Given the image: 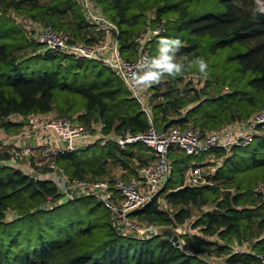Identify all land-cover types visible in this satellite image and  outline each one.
Listing matches in <instances>:
<instances>
[{
  "label": "trees",
  "instance_id": "obj_1",
  "mask_svg": "<svg viewBox=\"0 0 264 264\" xmlns=\"http://www.w3.org/2000/svg\"><path fill=\"white\" fill-rule=\"evenodd\" d=\"M93 1L115 24L124 58L134 56L133 39L147 24L163 21L166 29L147 43L148 55H156L159 36L178 38L184 45L178 62L186 63L185 56L203 57L209 78L195 68L175 78L165 75L146 89V113L109 67L43 49L8 14L67 31L86 44L101 41L104 31L85 20L77 0H0V128L19 125L6 119L11 114L26 118L53 110L92 132L98 125L102 135H134L150 125L157 130L193 126L205 132L245 121L264 106V16L253 18V0ZM28 48L32 53L26 56ZM192 72L200 75L201 85H192V76H186ZM255 128L264 130L262 125ZM98 140L57 153L55 164L70 179L95 180L106 175L110 162L131 175L136 173L133 160L139 167L152 157L143 143L119 147L111 139L103 144ZM204 154L222 157L207 175L211 183L184 185L186 169L199 164ZM168 157L171 172L158 195L172 209L161 207L155 197L130 217L174 227L191 217L192 206L211 205L192 219L196 232L180 234L184 246L178 248L159 234L118 233L109 211L92 195L46 207V196L61 197L55 183L3 164L0 264H259L255 254L264 255V192L255 187L264 181V134H255L248 145H234L230 154L212 149L188 155L170 146ZM9 158L7 150H0V159ZM227 163L230 167L224 170ZM34 168L39 174L48 170Z\"/></svg>",
  "mask_w": 264,
  "mask_h": 264
},
{
  "label": "built area",
  "instance_id": "obj_2",
  "mask_svg": "<svg viewBox=\"0 0 264 264\" xmlns=\"http://www.w3.org/2000/svg\"><path fill=\"white\" fill-rule=\"evenodd\" d=\"M77 2L85 20L104 31L101 41L86 44L73 38L67 31L54 30L49 26L39 24H36L39 29L35 35L31 36L27 33L29 39L41 43L43 49L100 61L121 79L130 95L138 102L142 110L148 113L144 89L135 85L133 73L136 71V64L140 58L148 55L147 43L165 31L164 22H157L154 25L149 23L134 37V56L128 59L119 52L115 24L101 12L93 0H77ZM186 76H191V74ZM194 77L196 76L192 78ZM33 115L26 116L27 129L22 134L35 141V146L40 152L39 160L32 161L34 159L32 155H36L33 153L35 149L27 146L21 149L22 152H15L8 160L0 159L3 162L0 165H11L8 163L9 160L15 162V159L24 158L30 159L29 163L32 161L35 165L45 162L48 170L45 173L47 175L44 174L43 177L49 178L55 183L61 197L55 199L53 196H46L44 206L51 207L65 199L80 195H92L109 211L112 225L118 233L134 234L139 237L159 234L163 229H169L167 226H159L154 223H147L145 227H142L130 215L144 208L155 197L161 207L164 208V205L167 204L158 193L167 182L171 172L168 157L170 146H177L188 155H199L212 149H222L226 154H230L234 145H248L255 134H264V130L260 131L255 128L257 125L264 126V106L247 120L235 122L234 125L230 124L218 130L203 132L198 127L181 128L177 125H171L164 130H157L153 125H150L146 131L134 135L128 133L123 135L100 134L97 137L100 144L105 143L108 139L113 140L119 147L137 142L143 143L150 149L152 157L139 166L135 174L122 173L110 178L101 177L86 181L68 178L62 169L55 164L54 156L59 152L72 151L80 147L78 141L81 138L84 140L91 138L92 131L84 124L75 119H70L64 114L56 113L53 117L43 120H37ZM93 127L99 129L98 125ZM215 168L204 173L200 163L190 165L185 171L184 185L210 184L211 181L207 175L212 173ZM41 175L34 171L32 176L39 178L42 177ZM69 190H73L71 196L68 195ZM255 190L264 192V181H259ZM178 240L180 242L179 238ZM255 256L258 258L259 264H264V255L255 254Z\"/></svg>",
  "mask_w": 264,
  "mask_h": 264
},
{
  "label": "rangeland",
  "instance_id": "obj_3",
  "mask_svg": "<svg viewBox=\"0 0 264 264\" xmlns=\"http://www.w3.org/2000/svg\"><path fill=\"white\" fill-rule=\"evenodd\" d=\"M213 0H209V3H211ZM221 8V7H220ZM8 14L13 17L16 21H18L20 24H22V26L25 28L26 32L33 36L35 35V32L39 29V27H37V23L30 21L28 18L24 17L21 14H17L11 11H8ZM152 16V13L148 12V18ZM35 23V24H34ZM30 36V38H31ZM160 37L163 36H159L157 39L159 40ZM152 43H150L151 45ZM41 49V48H40ZM32 53L31 48H28L25 50L26 56L30 55ZM180 57L177 56V59H179ZM191 76H196L193 78L192 81V85L193 86H199L201 85L202 79L199 77L200 75H198L195 72L191 73ZM201 79V80H200ZM144 92L147 94V91L144 89ZM148 92L151 94L152 92L148 90ZM57 112L55 111H50L49 113L47 112V114H34L33 116L37 119V120H43L45 118L48 117H53L54 115H56ZM6 119L13 121V122H20L18 126L16 127H12L9 128L8 130H3L2 128H0V150L4 151L7 150L12 156L13 154H15V152H20L22 148H25L27 146H31L32 148L35 149V151L33 153H35L36 155H32L34 157V159L32 160L33 162H36L39 160V156H40V152L38 151L37 147L35 146V141L32 138L27 137V135L22 134L23 132H26L25 130L26 128V118L23 117L22 115L19 114H11L9 117H7ZM248 125V124H247ZM249 126V125H248ZM98 136H100V133L98 132V129H93L92 132V137L91 138H86L84 140V138H81L79 142V146L82 147L85 144H88L92 141H94ZM2 142L4 143V145L2 146ZM22 152V151H21ZM218 159V160H217ZM221 159L222 157H215V156H211L210 154H204L201 158L197 159V162L200 163L202 165V169L204 173L210 172L214 167L220 166L221 163ZM30 159L24 158V159H15V162H13V160H9L8 163H10L12 166L14 167H19L21 168L23 171L30 173V175H34V171L32 169V167L34 168L33 165H31V163H29ZM137 160H133V162L131 163V167L135 166V168L137 169L138 166H136L137 164ZM2 160H0V164H2ZM34 164V163H32ZM32 166V167H31ZM43 166H45V162H41L40 165H36L37 169L35 170H42ZM230 167V164L227 163L223 169H228ZM128 170L123 169L119 164H114V163H109L108 164V169H107V173L104 177H108L110 178L111 176H116L119 174H128L127 173ZM47 173V172H46ZM43 173L41 176H45L47 174ZM91 180V179H90ZM90 180H86V181H90ZM259 182V181H258ZM257 182V183H258ZM73 191V190H72ZM71 190H69V194L71 196ZM75 194V193H74ZM73 194V195H74ZM170 206L168 204L164 205V208L167 209ZM211 205H201V206H192L191 207V211H192V215L189 219L185 220L182 224L180 225H176L174 227H168L169 229L172 230V232L174 234H176L178 236V238L180 239L181 245H183V241L180 237V234L185 232V233H194L196 232L195 229L190 227L191 221L194 217H196L200 211L205 210L210 208ZM104 207H102L103 209ZM105 209V208H104ZM170 209H172L170 207ZM137 223H139L140 226L145 227L147 223H145L142 220H137ZM211 239H213L212 237H210ZM184 246V245H183ZM187 249V247H185ZM237 249V248H236ZM213 260L215 261H220L219 258H215L212 257Z\"/></svg>",
  "mask_w": 264,
  "mask_h": 264
},
{
  "label": "clouds",
  "instance_id": "obj_4",
  "mask_svg": "<svg viewBox=\"0 0 264 264\" xmlns=\"http://www.w3.org/2000/svg\"><path fill=\"white\" fill-rule=\"evenodd\" d=\"M253 4L251 9L253 18L257 15L264 16V0H253ZM183 46V42L178 38L160 37L157 41L156 55H144L136 64V71L133 73L135 85L146 90L152 85L159 84L165 75L175 78L194 68L204 79L209 78V63L203 57L188 60L185 56L183 61L186 63L178 62L177 53Z\"/></svg>",
  "mask_w": 264,
  "mask_h": 264
},
{
  "label": "water",
  "instance_id": "obj_5",
  "mask_svg": "<svg viewBox=\"0 0 264 264\" xmlns=\"http://www.w3.org/2000/svg\"><path fill=\"white\" fill-rule=\"evenodd\" d=\"M27 121H25L26 123ZM159 235L163 236V237H166L167 239H169L176 247L180 248V242L177 238L176 235H174L172 233V231H170L169 229L165 228L163 229Z\"/></svg>",
  "mask_w": 264,
  "mask_h": 264
},
{
  "label": "crops",
  "instance_id": "obj_6",
  "mask_svg": "<svg viewBox=\"0 0 264 264\" xmlns=\"http://www.w3.org/2000/svg\"><path fill=\"white\" fill-rule=\"evenodd\" d=\"M48 113H49V112H48ZM44 114H47V113H44ZM231 124H233V125H234V124H235V122H234V123H231ZM229 125H230V124H229ZM227 126H228V125H227Z\"/></svg>",
  "mask_w": 264,
  "mask_h": 264
}]
</instances>
